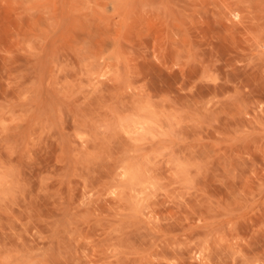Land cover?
I'll return each mask as SVG.
<instances>
[{"label":"rangeland","instance_id":"obj_1","mask_svg":"<svg viewBox=\"0 0 264 264\" xmlns=\"http://www.w3.org/2000/svg\"><path fill=\"white\" fill-rule=\"evenodd\" d=\"M0 264H264V0H0Z\"/></svg>","mask_w":264,"mask_h":264}]
</instances>
